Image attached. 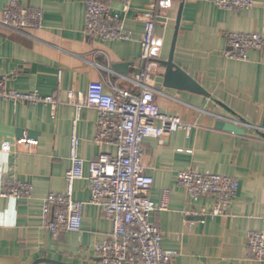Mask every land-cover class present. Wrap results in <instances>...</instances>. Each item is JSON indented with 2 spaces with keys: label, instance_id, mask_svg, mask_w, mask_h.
<instances>
[{
  "label": "crops",
  "instance_id": "0c3cea01",
  "mask_svg": "<svg viewBox=\"0 0 264 264\" xmlns=\"http://www.w3.org/2000/svg\"><path fill=\"white\" fill-rule=\"evenodd\" d=\"M9 1L0 0V19ZM13 1L41 11L42 28L27 38L0 26V78L9 77L12 90L54 98L56 107L52 112L41 103L0 100V264L39 260L99 264L94 248L112 225L102 210L88 204V162L100 153L114 154L115 149L96 146L97 112L82 109L77 114L67 96L69 92L84 95L93 84H100L105 94L111 93L110 85L131 89L122 78L131 79L140 69L141 15L156 0H131L126 13L120 2L111 0L110 14L122 19L129 41L87 36L86 0ZM254 1L249 10L229 12L213 0H158L155 80L164 72L160 62L170 55L180 14L173 62L203 90L195 94L155 83L159 112L194 128L188 135L172 133L162 143L152 138L142 143L144 171L153 180L150 202L159 206L162 192H169L167 209L151 212L149 222L162 235V250L173 256L170 264H264L247 257L245 239L247 232L262 231L264 219V43L245 62L226 55L230 33L264 38V0ZM113 66L123 71L113 70ZM219 120L234 124L244 134L215 130ZM74 131L79 139L78 155L85 162L84 179L71 188L72 199L86 203L82 231L53 237L43 226L44 204L48 194L68 192L65 176ZM20 139L36 144H18ZM189 169L238 182L227 215L202 217L213 206L214 197L190 198L176 184V174ZM7 179L28 185L29 197H2Z\"/></svg>",
  "mask_w": 264,
  "mask_h": 264
},
{
  "label": "built area",
  "instance_id": "2783aa9c",
  "mask_svg": "<svg viewBox=\"0 0 264 264\" xmlns=\"http://www.w3.org/2000/svg\"><path fill=\"white\" fill-rule=\"evenodd\" d=\"M122 11L128 12L131 0H117ZM111 0L85 1V34L102 41H129L122 19L110 14ZM220 9L229 12L249 10L254 0H213ZM264 11V3L261 4ZM158 0L141 15L144 25L140 40V69L129 82L131 89H119L110 85L111 93L105 94L100 84L91 85L82 94L68 93V103L76 109H93L98 114L96 146L108 145L115 149L114 154L100 153L88 162L87 180L90 188L91 204L102 210L112 225L111 232L95 245L94 255L99 264H170L173 256L161 248L162 235L149 222L153 211H165L169 192L164 190L159 206L155 207L148 194L153 185L152 178L144 171L142 164L143 140L152 138L159 143L166 136L183 131L188 135L193 125L180 118L162 114L154 101V84L158 62L154 55V30L158 22ZM0 26L20 36L31 38L42 28V13L39 10L23 7L16 1H9L2 11ZM261 34L230 33L227 36L228 58L239 62L248 60L251 51L263 48ZM58 72L57 78L60 79ZM10 78H0V100L41 103L55 111L56 101L43 97L37 92H18L8 87ZM18 144H36L25 139ZM79 139L75 131L70 139V169L66 173V194H48L43 212L44 229L53 237L61 232L82 231L83 211L86 203L72 199L71 188L75 181L84 179L85 162L78 155ZM176 184L190 198L213 196L214 204L202 213L204 218L227 215L237 196L238 182L225 175L203 174L189 169L178 172ZM31 189L21 182L7 179L1 196L20 200L29 197ZM247 257L250 260L264 261V219L260 232H247Z\"/></svg>",
  "mask_w": 264,
  "mask_h": 264
},
{
  "label": "water",
  "instance_id": "95a60500",
  "mask_svg": "<svg viewBox=\"0 0 264 264\" xmlns=\"http://www.w3.org/2000/svg\"><path fill=\"white\" fill-rule=\"evenodd\" d=\"M179 21H180V14H178V17L176 20L175 33H174L170 55L166 61L160 62V65L164 68V72L162 75H159L156 78L155 83L157 85H162V87H165V88L176 87V88L189 90L195 94H202L203 90L199 87V85L192 78H190L183 70H181L178 66H176L173 62V50H174L175 40H176V36L178 32ZM124 68L125 67H123V69ZM112 69L123 71L122 68L121 67L118 68V66H113ZM263 126H264V122H263ZM214 129L233 133V134H238V135L244 134L241 128L235 126L234 124L224 122L221 120L215 123ZM42 262H46L49 264H62V263L52 262V261H47V260H39L35 262L34 264H38Z\"/></svg>",
  "mask_w": 264,
  "mask_h": 264
}]
</instances>
